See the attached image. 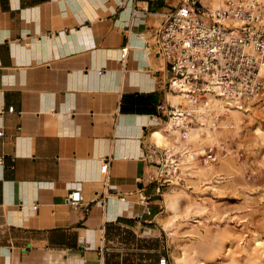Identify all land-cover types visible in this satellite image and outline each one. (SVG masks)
<instances>
[{
    "label": "crops",
    "instance_id": "obj_1",
    "mask_svg": "<svg viewBox=\"0 0 264 264\" xmlns=\"http://www.w3.org/2000/svg\"><path fill=\"white\" fill-rule=\"evenodd\" d=\"M180 1L0 0V264H111L113 233L159 230L147 146L166 96L146 44Z\"/></svg>",
    "mask_w": 264,
    "mask_h": 264
},
{
    "label": "rangeland",
    "instance_id": "obj_2",
    "mask_svg": "<svg viewBox=\"0 0 264 264\" xmlns=\"http://www.w3.org/2000/svg\"><path fill=\"white\" fill-rule=\"evenodd\" d=\"M213 114L196 113L186 139L163 129L166 118L163 137L149 135L180 172L164 184L159 230L113 233L103 249L111 264H264V91Z\"/></svg>",
    "mask_w": 264,
    "mask_h": 264
},
{
    "label": "built area",
    "instance_id": "obj_3",
    "mask_svg": "<svg viewBox=\"0 0 264 264\" xmlns=\"http://www.w3.org/2000/svg\"><path fill=\"white\" fill-rule=\"evenodd\" d=\"M131 4L134 16L138 13L135 0ZM146 50L161 62L158 74L166 97L157 110L167 119L165 124L186 139L196 113L214 112V116L220 112V116L229 109L241 110L263 93L264 0H181L152 30ZM127 53L126 47L120 49V64ZM169 94L181 102L173 105ZM13 111V107L7 109ZM151 156L157 158L152 180L164 185L180 172L170 149L148 145L147 157ZM207 159L215 157L208 154ZM145 201L142 197L141 202ZM80 202L81 190L76 188L68 194L67 204L77 207ZM158 264H166V259Z\"/></svg>",
    "mask_w": 264,
    "mask_h": 264
},
{
    "label": "bare ground",
    "instance_id": "obj_4",
    "mask_svg": "<svg viewBox=\"0 0 264 264\" xmlns=\"http://www.w3.org/2000/svg\"><path fill=\"white\" fill-rule=\"evenodd\" d=\"M169 96H172L171 100L174 101V103L177 105L180 101H179V97L175 94H169ZM169 99V98H168ZM231 113H236V111H231ZM164 130H169L170 133H175V129L172 128L169 124L166 125V127L163 128ZM161 131H162V128L161 127H154L152 130H150V135L151 136H157L158 138H162L163 135L161 134ZM172 205V202L171 201H167L166 202V206H171Z\"/></svg>",
    "mask_w": 264,
    "mask_h": 264
}]
</instances>
